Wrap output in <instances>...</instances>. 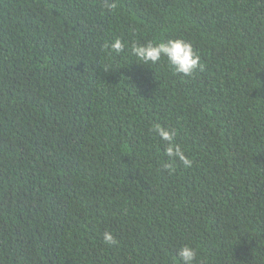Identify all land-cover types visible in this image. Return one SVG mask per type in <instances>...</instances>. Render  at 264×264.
Masks as SVG:
<instances>
[{"label": "trees", "instance_id": "16d2710c", "mask_svg": "<svg viewBox=\"0 0 264 264\" xmlns=\"http://www.w3.org/2000/svg\"><path fill=\"white\" fill-rule=\"evenodd\" d=\"M115 3L0 0V264H264V0Z\"/></svg>", "mask_w": 264, "mask_h": 264}, {"label": "clouds", "instance_id": "9594fccd", "mask_svg": "<svg viewBox=\"0 0 264 264\" xmlns=\"http://www.w3.org/2000/svg\"><path fill=\"white\" fill-rule=\"evenodd\" d=\"M103 6L109 11L117 7L115 0H104ZM124 47L125 45L120 39L114 40L111 44V48L117 53L122 52ZM131 52L138 61L143 62L142 65H156L162 59H166L169 66L177 74L184 76H191L200 66V56L196 53L193 46L184 39H168L166 42L133 44ZM155 131L166 144L165 155L169 160H179L185 166H191L190 159L186 157L180 146L174 143V133L172 131L162 126H157ZM103 239L109 246L117 243L114 236L107 231L104 233ZM178 256L182 264H196L197 250L185 245L179 249Z\"/></svg>", "mask_w": 264, "mask_h": 264}]
</instances>
